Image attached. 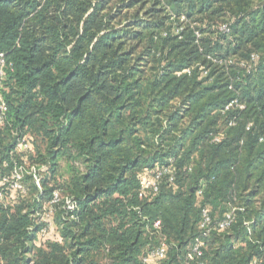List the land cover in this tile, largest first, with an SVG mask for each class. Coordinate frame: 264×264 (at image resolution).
Wrapping results in <instances>:
<instances>
[{"label":"trees","instance_id":"trees-1","mask_svg":"<svg viewBox=\"0 0 264 264\" xmlns=\"http://www.w3.org/2000/svg\"><path fill=\"white\" fill-rule=\"evenodd\" d=\"M0 54V264H264V0H0Z\"/></svg>","mask_w":264,"mask_h":264},{"label":"built area","instance_id":"built-area-1","mask_svg":"<svg viewBox=\"0 0 264 264\" xmlns=\"http://www.w3.org/2000/svg\"><path fill=\"white\" fill-rule=\"evenodd\" d=\"M221 29L225 32L228 31V27L226 25H223L221 27ZM4 67H5V61L3 59V55L0 54V88H1V81H2V78L4 75V71H3ZM230 104L226 106V109L230 106ZM5 112H6V105H5V102L2 98V95L0 93V126L3 123ZM216 140H218V139H216ZM21 145L24 148L29 147L28 143L25 142L24 140L21 141ZM165 172L166 171L164 170L162 173H165ZM162 173H159L154 178L142 177L140 179V193H139V195L141 196L145 190L150 189V188L153 190H156V180L158 179V176H160ZM12 177L14 178V181L10 185L11 188L12 189H20L23 191V187L20 185V182H19V180L21 178L20 173H18V172L14 173V175ZM34 179H35L36 184H38L39 178L37 176H34ZM1 197H2V193L0 191V198ZM56 200H57V194H54L53 199L47 205L45 215H43L41 217L42 221H45L47 223L45 226L42 227V229H41L42 233H44L46 228L49 226L48 219L52 214V208L50 205L53 202H55ZM231 221H232V214H231V212H228L224 215V217L221 221L213 224L212 219L209 216L208 209H203L201 212V220H200V223L198 226V228H199L198 235L195 238L194 244L189 249V253L187 254V257H189L190 254H195L197 256L200 255L201 247L203 246V238L209 235L212 228H214L213 227L214 225H217L218 229H224L226 226L229 225V223ZM158 224H159V222H155L154 226L158 227ZM167 249H168L167 244L165 243L164 240H161V242L156 247L150 249L142 257V261L146 264H156L157 262H159L160 260H162L166 257ZM254 264H258V263L255 262Z\"/></svg>","mask_w":264,"mask_h":264},{"label":"rangeland","instance_id":"rangeland-1","mask_svg":"<svg viewBox=\"0 0 264 264\" xmlns=\"http://www.w3.org/2000/svg\"><path fill=\"white\" fill-rule=\"evenodd\" d=\"M55 194H57V193H55ZM57 197H58V195H57ZM56 202V201H55ZM49 204V202H46V203H44V205H43V209L42 210H44V212H43V214L42 215H40L39 216V218H38V220L39 221H41L42 222V219H41V217L43 216V215H45V212H46V208H47V205ZM54 204V203H53ZM45 208V209H44ZM53 211V210H52ZM48 222H49V227H50V229H52V230H55V227H56V224H55V212H52V214H51V216L49 217V219H48ZM51 230V231H52ZM49 232V231H48ZM48 235L51 237L52 236V234L49 232L48 233Z\"/></svg>","mask_w":264,"mask_h":264}]
</instances>
